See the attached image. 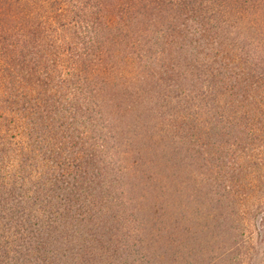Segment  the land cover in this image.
Instances as JSON below:
<instances>
[{
	"label": "rangeland",
	"instance_id": "rangeland-1",
	"mask_svg": "<svg viewBox=\"0 0 264 264\" xmlns=\"http://www.w3.org/2000/svg\"><path fill=\"white\" fill-rule=\"evenodd\" d=\"M101 5L85 17L93 30L76 62L78 76L70 81L72 87L82 82L84 91L78 95L58 84L57 93L47 94L51 110L43 122L50 134H60L62 125H68L66 135L76 136L71 143L81 145L72 162L87 174L106 175V187L110 185L113 197L122 202L112 212L127 218L119 224L123 232L128 226L138 231L140 225L138 236L148 241L166 227L177 233L180 256L187 253L185 245L194 252L200 247L206 256L219 253L231 229L225 217L215 222L206 214L210 207H224V202L208 185L210 175L203 174L202 164L186 157L187 148L181 153L175 148L168 116L177 105H199L194 97L204 92L205 97L211 94L246 115L250 125L257 117L264 118V0H123L121 4L104 0ZM66 12L63 21L71 23L74 14L69 18ZM75 49L71 41L62 55L69 56ZM236 74L241 80L233 77ZM202 113L195 115L200 129L213 110ZM54 157L62 168L65 157L60 152ZM28 161L17 172L29 179L20 180L13 191L3 189L0 202L24 211L29 201L27 214L32 201L38 200L52 214L65 201H60L61 189L44 179L45 191L36 195L29 182L37 171L31 167L32 158ZM43 165L38 167L42 174L46 173ZM52 174L60 188L66 184L59 170ZM216 214L219 217L221 212ZM16 221L14 214L13 223L0 221V228L10 229L18 225ZM51 226L57 229L54 234L71 227L66 221L64 227L57 222ZM186 229L190 233L182 239L181 230ZM99 230L105 233L106 228ZM196 237L198 247L195 242L185 244L187 238L195 241ZM49 248L43 264H56L51 259L52 245Z\"/></svg>",
	"mask_w": 264,
	"mask_h": 264
},
{
	"label": "trees",
	"instance_id": "trees-1",
	"mask_svg": "<svg viewBox=\"0 0 264 264\" xmlns=\"http://www.w3.org/2000/svg\"><path fill=\"white\" fill-rule=\"evenodd\" d=\"M97 1L0 0V193L13 191L20 180L29 179L21 177L17 167L24 169L32 158L37 176L31 177L29 187L37 195L45 191L46 183L42 182L46 179L56 190L61 189L60 201L65 200L52 214V209L46 211L38 200L32 201L27 214L24 211L29 201H24V211L0 202V221L11 225L15 214L18 224L7 230L0 228V264H43L51 245V259L56 264H264V118L257 117L250 125L252 120L247 122L246 115L211 94L205 97L204 92L194 97L193 102L199 105H177L168 116L167 125L175 132V148L179 153L187 148L186 157L190 155L195 165L202 164L203 174L210 175L208 185L224 202V207L208 208L206 217L215 222L225 217L230 235L225 233L219 253L209 256L200 247L194 252L187 245V255L180 256L177 233L166 227L148 241L138 236L140 225L138 231L128 226L123 232L119 224L127 218L112 212L122 202L113 197L110 185L106 187V175L87 174L72 162L81 145L71 143L76 136L66 135L68 125H62L60 134L48 132L50 127L43 121L50 113L52 99L47 94L57 93L58 84L78 95L84 91L82 82L72 87L70 81L78 76L76 62L81 60V50L88 43L85 38L93 30L85 17L89 18L90 10L99 11L104 3ZM66 11L69 18L74 14L71 23L63 21ZM71 41L76 49L64 57V46ZM225 70L227 73V67ZM233 77L241 80L239 74ZM204 110H213V115L206 126L203 120L200 129L195 115L202 116ZM55 152L65 157L62 168L56 163ZM90 158L95 164L97 158ZM39 164L45 165L46 173H40ZM55 170L66 183H61V188L52 174ZM217 211L221 212L219 217ZM32 219L33 224L29 222ZM65 221L71 227L54 234L57 229L51 223L64 227ZM102 227L105 233L99 230ZM188 230H181L182 239ZM196 239L187 238L185 244L195 242L198 247Z\"/></svg>",
	"mask_w": 264,
	"mask_h": 264
}]
</instances>
